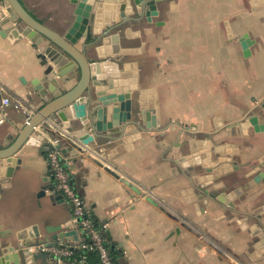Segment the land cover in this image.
Instances as JSON below:
<instances>
[{
	"label": "crops",
	"instance_id": "0c3cea01",
	"mask_svg": "<svg viewBox=\"0 0 264 264\" xmlns=\"http://www.w3.org/2000/svg\"><path fill=\"white\" fill-rule=\"evenodd\" d=\"M21 3L58 33L74 20L73 7L65 0ZM158 10L151 22L141 18L131 23L125 39L141 49L127 61L139 66L144 99L147 90L156 92L160 129L141 132L136 140L121 136L98 152V159L64 142L63 162L72 186L103 228L115 264H264L260 242L264 236L252 235L255 226L264 233V217L253 216L257 209L264 212V131L248 128L246 135L233 137L225 133L258 113L264 103V0H167L158 4ZM6 17L7 7L0 0V22ZM9 31H0V85L5 91L0 103L11 95L37 111L46 105L30 91L31 81L42 72L39 36L16 38ZM245 34L254 41L249 57H244L240 43ZM2 109L6 119L0 127V149L10 145L26 124L12 105ZM97 141L105 144L104 137ZM193 141L231 143L239 149L238 155L230 156L239 170L223 179L233 207L211 199L205 189L183 177L186 171L179 159ZM123 142L122 150L111 155V147ZM16 157L22 162L0 195V233L11 231L12 237H0V242L15 240L22 229L34 226L53 240L58 227L62 231L69 227L71 207L49 198L54 181L42 144L24 145ZM188 189L191 192L185 193ZM42 190L45 195L39 196ZM236 218H248L246 225ZM77 235L83 244L85 237ZM71 243L75 250L80 247ZM79 260L98 261L87 256ZM30 264L61 263L43 252Z\"/></svg>",
	"mask_w": 264,
	"mask_h": 264
},
{
	"label": "water",
	"instance_id": "95a60500",
	"mask_svg": "<svg viewBox=\"0 0 264 264\" xmlns=\"http://www.w3.org/2000/svg\"><path fill=\"white\" fill-rule=\"evenodd\" d=\"M65 1L73 7L74 20L67 21L65 31L58 33L34 18L21 0H4L8 17L0 22V31L9 29L16 38L39 36L38 59L42 72L31 81L30 91H36L46 105L30 117L10 145L0 149V195L3 185L9 183L18 171L22 161L16 155L21 148L24 145L44 146L50 137H46V134L53 133L54 136L47 124L50 121H57L60 128L97 153L112 146L113 140L121 136L136 140L140 138L141 132L160 129L156 92L147 90V98L144 99L138 84L139 66L134 61H127L133 55L140 54L141 49L127 44L125 38L129 36L131 23L141 18L151 22L159 16L158 4L167 0ZM240 43L244 57H249L254 41L245 34ZM256 113L240 124L227 128L226 135H246L248 128H253L256 133L263 132L264 103ZM5 119L0 103V127ZM134 128H139L136 134ZM189 130L194 132L195 127L190 125ZM99 137L105 138V144L98 143ZM124 143L111 147V155H117ZM238 154L239 149L231 143L209 145L207 141H193L182 149L179 159L184 173L186 171L183 177L201 190L205 189L203 192L211 199L233 207L224 191L226 185L223 179L239 170L230 159L231 155ZM260 179L261 175L256 181ZM127 184L139 193L129 181ZM43 195L44 190L39 196ZM49 198L52 203L66 201L59 194H52ZM148 200L155 204L153 199ZM203 208L201 203L200 209ZM253 213L254 217H264L262 210L257 209ZM48 216L55 217V214L49 213ZM247 220L235 219L241 226L246 225ZM58 228L59 233L53 240L43 236L38 226H34L32 230L22 229L16 234L15 240L0 242V264H30L32 258L43 253L40 250L42 246L65 248L71 242L82 244L79 243L77 231L69 227L64 231L61 226ZM29 231L33 235H29ZM252 235L263 237L264 233L255 226ZM0 237H12L11 231L0 233ZM262 241L264 243V239ZM260 242L258 248L262 245ZM71 264H81V260L74 259Z\"/></svg>",
	"mask_w": 264,
	"mask_h": 264
},
{
	"label": "built area",
	"instance_id": "2783aa9c",
	"mask_svg": "<svg viewBox=\"0 0 264 264\" xmlns=\"http://www.w3.org/2000/svg\"><path fill=\"white\" fill-rule=\"evenodd\" d=\"M5 91L0 85V93L4 94ZM12 105L14 109L21 112L26 122L36 112V109L23 99L12 98V96H6L1 101V106L7 107ZM50 130L54 132L53 137H49L48 141L44 144V150L46 152L47 160L50 166L54 186L51 189V194L62 195L66 202L71 207V220L69 228L75 230L85 238L90 240V243L86 241L80 245L79 250L84 252H95L98 256V262L96 264H115L111 249L104 236V230L101 227L98 229L93 221V217L90 212L84 206L81 197L77 194L76 190L71 184V178L68 171L65 168L62 154V144L69 143L75 147L81 154L92 158L98 159L99 153L87 146H84L75 138H73L69 132L59 127L57 121H50L47 123ZM40 250L44 253L53 255V258L58 263H63L65 260H72L74 258V247L72 245L65 248L45 247L42 246Z\"/></svg>",
	"mask_w": 264,
	"mask_h": 264
},
{
	"label": "trees",
	"instance_id": "16d2710c",
	"mask_svg": "<svg viewBox=\"0 0 264 264\" xmlns=\"http://www.w3.org/2000/svg\"><path fill=\"white\" fill-rule=\"evenodd\" d=\"M93 221H94V224L95 226L100 229L101 228V225L93 218ZM104 236L106 237V241H107V236L106 234L104 233ZM85 241L87 243H90V240H88L87 238H85ZM111 254L114 255L113 251L111 250ZM83 256H87L89 258H93V261L96 262V259H98V256H97V253L95 252H84L83 250H74V258L73 259H79ZM98 262V261H97Z\"/></svg>",
	"mask_w": 264,
	"mask_h": 264
}]
</instances>
